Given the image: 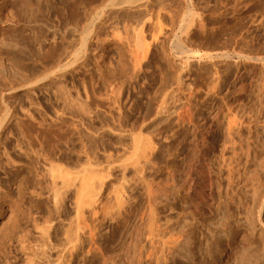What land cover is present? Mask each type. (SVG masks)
I'll return each mask as SVG.
<instances>
[{
	"label": "rangeland",
	"instance_id": "374dc122",
	"mask_svg": "<svg viewBox=\"0 0 264 264\" xmlns=\"http://www.w3.org/2000/svg\"><path fill=\"white\" fill-rule=\"evenodd\" d=\"M5 2L0 264H244L247 243L259 250L264 0ZM148 181L164 189L153 225ZM149 227L179 240L156 246Z\"/></svg>",
	"mask_w": 264,
	"mask_h": 264
},
{
	"label": "bare ground",
	"instance_id": "6f19581e",
	"mask_svg": "<svg viewBox=\"0 0 264 264\" xmlns=\"http://www.w3.org/2000/svg\"><path fill=\"white\" fill-rule=\"evenodd\" d=\"M6 2H7V0H5ZM132 1V0H131ZM5 2V3H6ZM129 3L130 4H132L130 1H129ZM143 4V3H142ZM138 6V5H137ZM140 6V5H139ZM95 8V7H94ZM132 8V7H131ZM130 8V9H131ZM138 8V7H137ZM99 12H101V11H99ZM99 12H94L96 15H98V13ZM129 12V11H128ZM135 12V11H134ZM133 13V12H132ZM104 14V13H103ZM95 20V19H94ZM100 20V19H99ZM93 24V23H92ZM0 30H2V28H0ZM91 31V30H90ZM92 33V32H91ZM97 34V33H96ZM93 35H94V33H93ZM98 35V34H97ZM184 42V41H183ZM180 43V42H179ZM181 49V48H180ZM182 50V49H181ZM190 51V50H189ZM185 52V51H184ZM194 52V51H193ZM195 53V52H194ZM192 55H193V53H191ZM195 55V54H194ZM212 56V55H211ZM6 99H7V93H6V91L5 90H1L0 91V109H3V110H5L6 109V107H7V101H6ZM234 118V117H233ZM232 120V119H231ZM234 121H231L230 122V124H229V127H232V123H233ZM1 126H2V124H1ZM3 143V142H2ZM6 143V142H5ZM20 144V143H19ZM15 145V144H14ZM9 147V146H8ZM7 147V148H8ZM17 147H18V144H17ZM16 147V148H17ZM20 147V146H19ZM23 147V146H22ZM2 148V147H1ZM4 148H6V147H4ZM3 148V149H4ZM6 148V149H7ZM147 149V148H146ZM11 150V149H10ZM13 150V149H12ZM17 150V149H16ZM21 150H22V148H21ZM29 150H32V148L30 149L29 148ZM2 151H4V150H2ZM7 150H5V152H6ZM18 151V150H17ZM147 151V150H146ZM21 152V151H20ZM23 152H24V149H23ZM31 152V151H30ZM38 152H39V150H38ZM2 153V152H1ZM26 153V152H25ZM3 154V153H2ZM7 154H8V152H7ZM7 154L5 155L6 156V158H10V157H8L7 156ZM14 154V153H13ZM27 154V153H26ZM33 154H34V152H33ZM4 155V154H3ZM2 155V156H3ZM9 155V154H8ZM11 155V154H10ZM31 155V154H30ZM40 155V154H39ZM1 156V155H0ZM41 157V156H40ZM43 157V156H42ZM41 157V158H42ZM45 157V156H44ZM5 158V159H6ZM33 158V157H32ZM35 158V157H34ZM47 158V157H46ZM46 158H44V160L46 159ZM17 159V158H16ZM26 159H28V158H26ZM43 159V158H42ZM2 160H4V159H2ZM7 160V159H6ZM9 160V159H8ZM11 160V159H10ZM21 160V159H20ZM28 161V160H27ZM33 161H35V160H33ZM38 161V160H37ZM36 161V162H37ZM40 162V161H39ZM5 163V162H4ZM16 163V162H15ZM18 163V162H17ZM31 163V162H30ZM13 164V163H12ZM28 164V163H27ZM39 164V163H38ZM6 165V164H5ZM33 165V164H32ZM51 165V164H50ZM36 166V165H35ZM3 167V166H2ZM13 167V166H12ZM20 167V166H19ZM18 167V168H19ZM2 169H4V168H2ZM41 169V168H40ZM56 169V168H55ZM55 169H54V171H55ZM8 170V169H7ZM15 170V169H14ZM52 170V172L54 173V171H53V168L51 169ZM83 170H85L84 172H83ZM82 170V172H83V174H82V182H81V185H80V187L81 186H83V184H84V180H85V175H86V173H87V171H86V169H83ZM38 171V170H37ZM3 172V171H2ZM51 172V173H52ZM9 173V172H8ZM20 173V172H19ZM32 173V172H31ZM34 173V172H33ZM40 173H41V171H40ZM61 173V172H60ZM6 174V173H5ZM35 176V175H34ZM39 176V175H38ZM56 176V175H55ZM255 176V175H254ZM10 177V176H9ZM258 177V176H257ZM55 179H56V177H54ZM53 178V179H54ZM52 179V180H53ZM261 179V178H260ZM52 180H50V181H52ZM153 181H154V179H152ZM169 180V179H168ZM173 181H175L174 179H172ZM171 179L169 180V181H172ZM54 181V180H53ZM146 181V180H145ZM149 181H150V179H149ZM149 181H148V184H146L147 185V191H146V196H148L147 198L149 199V207H148V209L149 210H147V213H148V220H150L149 221V223H152V225L154 224V216H155V214H154V211H155V200H156V198L158 197V195H159V193H162V192H164V189H163V191L162 190H160V187H161V185L159 186V189L157 188V187H155V186H153L155 183H149ZM260 181V180H259ZM8 182H9V180H8ZM7 182V183H8ZM54 182H56V181H54ZM170 183V182H169ZM51 184H53V183H51ZM56 184V183H55ZM157 184H158V182H157ZM156 184V185H157ZM167 184V183H166ZM166 184H164V186L166 185ZM54 185V184H53ZM170 185V184H169ZM55 186V185H54ZM163 187V186H162ZM166 187V186H165ZM168 187V186H167ZM169 188V187H168ZM171 188V187H170ZM166 191V190H165ZM167 193V192H166ZM120 196V195H119ZM166 197V196H165ZM121 198V197H120ZM146 198V199H147ZM261 200H259V202H258V215L262 212V209H263V206H264V197L262 198H260ZM148 201V200H147ZM147 204V203H146ZM149 211V212H148ZM78 212V211H77ZM78 215H81V213L80 214H78ZM81 218V217H80ZM149 225V224H148ZM150 226V225H149ZM139 229V228H138ZM148 229H150V238H151V240L150 241H152L151 243L153 244H155L156 245V242H158V241H160V243L162 244V245H167V242L168 243H172V240H174V242H177L179 239L176 237H174V235L171 233V235L169 234V236H167L166 238H165V236H164V234H162L161 236H160V230H159V228H155V227H149ZM161 229V228H160ZM137 233V232H136ZM148 234V233H147ZM75 235H76V233H75ZM149 236V235H148ZM73 237H75V236H73ZM146 237V236H145ZM155 237H157V238H155ZM137 238V237H136ZM146 238H148V237H146ZM244 238V237H243ZM132 241V240H131ZM135 242V241H134ZM239 242V241H238ZM241 242V241H240ZM132 243V242H131ZM159 243V242H158ZM170 244H168V245H170ZM242 244V243H241ZM246 244V243H245ZM154 245V246H155ZM167 245V246H168ZM157 246V245H156ZM199 246V245H198ZM234 246V245H233ZM231 248V247H230ZM244 249L243 250H245L244 252L246 253V255L244 256V261H242L244 264H264V241H263V243L261 244V247L259 248V250H257L256 251V249H258L257 248V245L255 244V247H254V244H253V246L250 244H246L245 245V247H243ZM126 249V248H125ZM136 249V248H135ZM149 249V248H148ZM147 249V250H148ZM128 250V249H127ZM133 250V249H132ZM138 250H140V249H138ZM143 250V249H142ZM195 250H196V248H195ZM235 250V249H234ZM242 250V251H243ZM124 251V250H123ZM141 251V250H140ZM148 252V251H147ZM150 252V251H149ZM153 252V251H152ZM154 252H156L155 253V255H154ZM153 252V256L155 257V260L157 261V260H159L158 259V257H160L159 255H158V252H159V250H156V251H154ZM162 252V251H161ZM243 252V253H244ZM136 253V252H135ZM169 253V252H168ZM240 253V252H239ZM239 253L237 254V255H239ZM132 254V253H131ZM140 254V253H139ZM162 255V254H161ZM164 255V254H163ZM133 256V255H132ZM131 256V257H132ZM137 256V255H136ZM150 256V255H149ZM232 256V255H231ZM134 257V256H133ZM153 257V258H154ZM128 258H129V256H128ZM151 258V257H150ZM164 258V257H163ZM131 259H133V258H131ZM136 259V258H135ZM140 259V258H139ZM237 259V258H236ZM141 260V259H140ZM145 260V259H144ZM150 260V259H149ZM134 261V260H133ZM239 261V260H238ZM126 262V261H125ZM130 262V261H129ZM132 263V262H131ZM138 263V262H137ZM155 263V262H154ZM157 263V262H156ZM204 263V262H203ZM142 264V263H141ZM242 264V263H241Z\"/></svg>",
	"mask_w": 264,
	"mask_h": 264
}]
</instances>
